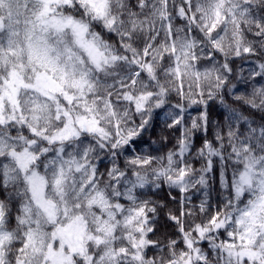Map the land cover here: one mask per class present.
I'll use <instances>...</instances> for the list:
<instances>
[{
    "label": "snow or ice",
    "instance_id": "1",
    "mask_svg": "<svg viewBox=\"0 0 264 264\" xmlns=\"http://www.w3.org/2000/svg\"><path fill=\"white\" fill-rule=\"evenodd\" d=\"M253 57L264 0H0V264H264V117L253 127L227 106L195 148L208 101L223 104L232 64ZM257 69L241 79L264 80ZM173 92L203 106L190 126ZM234 99L264 112V85ZM161 116L180 136L153 156L140 141ZM214 158L232 195L209 214L207 192L198 206L188 193L209 187ZM162 183L179 214L138 195ZM162 212L166 244L149 238Z\"/></svg>",
    "mask_w": 264,
    "mask_h": 264
},
{
    "label": "trees",
    "instance_id": "2",
    "mask_svg": "<svg viewBox=\"0 0 264 264\" xmlns=\"http://www.w3.org/2000/svg\"><path fill=\"white\" fill-rule=\"evenodd\" d=\"M179 23V21H177ZM248 39H252L251 36ZM218 60L221 58L218 56ZM257 62H264L259 57H253L247 62H242L239 59H236L232 64L234 69L233 73L229 76L230 83L235 85L234 88H225L220 95L224 97V103L222 104L219 98L215 100L208 101L209 105V116L212 123L209 126V130L207 133H198L195 137V148H199L204 139H213L214 135L217 131V123L220 124L221 129H225L227 125V121L225 117L228 115V107L235 108L237 111L242 112L245 116L249 118V120H254L256 123L253 124V127H257L261 123V118L264 117V112L258 111L256 109L248 108L246 105H241L239 102L235 101L234 97L236 95H246L250 96L254 88H259L264 85V80H261L260 77H255L254 79L244 80L241 79V76L247 78L250 74L252 69H257ZM210 65L207 62H201V70L203 67H208ZM241 69L243 72L241 73ZM258 70V69H257ZM204 87L205 92L207 94L208 85L205 83L202 85ZM194 91H198L193 86ZM185 91H188L187 82H185ZM198 98V97H197ZM206 98V97H205ZM171 104H176L177 102H181L185 104V122L190 126V120L192 117H196L200 114L203 110L202 105H188L187 101H181L180 98L173 92L170 96ZM247 125L245 124L242 130H246ZM180 136V129H169L166 128L163 122V116L159 120L153 122L152 127L149 131L143 134L142 140L140 141V147L144 148L147 153H150L153 156H163L169 150H173L176 144L177 138ZM219 145L217 144V147ZM195 148L193 149V154L195 152ZM139 148H137V151ZM121 167L124 166V157H121L119 160ZM193 167L199 169L203 164V160L195 159L192 160ZM100 172L107 171L108 168L111 167L109 163V159L104 157L102 162L98 164ZM212 179L209 181V187L205 189H193L191 190L188 195L191 196V205H199L201 200L204 199V193L207 192L208 197V210L209 214L219 209L223 206L226 201V198H229L232 195L230 189L226 190L220 183L219 179V166L214 158V170L212 173ZM106 178V177H105ZM199 189V186H197ZM138 195L141 196L143 199H152L156 201H160L162 203L167 204V208L163 211L166 212L171 210L174 214H179L178 210L180 208L179 203L172 200L171 197H176L178 201L180 199V193L178 190H169L166 183H162L161 188L157 189L154 187H146L145 189L139 190ZM127 203L126 201H123ZM13 210H15V206H13ZM199 222V220L197 221ZM157 231L155 235L150 234V239L153 240H160L162 243H167V237L177 238L176 230L174 224L169 222L166 217L164 216L163 212L159 217V222L157 224ZM221 238H224L223 232L220 234ZM203 248L207 249L208 244L207 242L202 243L201 245ZM180 248L183 247V244L179 245ZM147 255L149 257L156 256V255H165L166 256V249L164 251H160L158 249L149 248L147 249Z\"/></svg>",
    "mask_w": 264,
    "mask_h": 264
}]
</instances>
